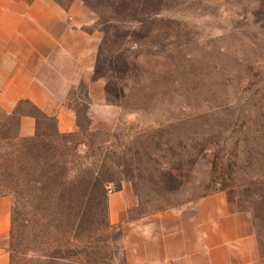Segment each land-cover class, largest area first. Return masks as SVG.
<instances>
[{
    "label": "rangeland",
    "instance_id": "374dc122",
    "mask_svg": "<svg viewBox=\"0 0 264 264\" xmlns=\"http://www.w3.org/2000/svg\"><path fill=\"white\" fill-rule=\"evenodd\" d=\"M55 1L75 2L71 22L101 36L93 77L113 109L90 120L80 84L61 100L74 131L34 109L32 135L5 122L0 196L11 227L0 244L10 264H137L127 228L149 235L162 212L219 190L251 215L264 264V0ZM45 175L60 183L55 193L28 183Z\"/></svg>",
    "mask_w": 264,
    "mask_h": 264
},
{
    "label": "crops",
    "instance_id": "0c3cea01",
    "mask_svg": "<svg viewBox=\"0 0 264 264\" xmlns=\"http://www.w3.org/2000/svg\"><path fill=\"white\" fill-rule=\"evenodd\" d=\"M74 3L0 0V135L9 120L17 135H32L33 109L53 117L59 133L74 131L75 112L61 100L80 84L87 90L90 120L113 109L93 77L101 36L71 22ZM23 104L32 110L23 111ZM110 205L111 211L117 207ZM156 221L149 235L126 229L127 255L137 264H260L251 215L236 206L231 192L203 195L189 207L162 212ZM10 227V201L0 196V241ZM0 264H10L1 244Z\"/></svg>",
    "mask_w": 264,
    "mask_h": 264
},
{
    "label": "trees",
    "instance_id": "16d2710c",
    "mask_svg": "<svg viewBox=\"0 0 264 264\" xmlns=\"http://www.w3.org/2000/svg\"><path fill=\"white\" fill-rule=\"evenodd\" d=\"M105 91H107L105 89ZM0 139H2V133L0 135ZM38 139V136L36 134H34L33 136H30V137H20V140H21V144L23 146H26V145H30L31 143L33 144L36 140ZM62 154H61V158H64L66 160H64L65 163L67 162H71V159H67V157L70 155L68 152H65V151H61ZM74 155L71 154V157H73ZM52 179L54 178L53 176H49V175H45V181L44 180H41V181H34V180H29V184H33V183H39L42 185V188L41 190L42 191H51L52 193H55L56 189L58 187H60V183L59 182H56V183H53L51 185V187L49 186V184L47 182L48 179ZM75 178L78 179V176L77 174L75 175ZM75 179L74 180H69L67 181V184L68 186H73L75 182H77V180ZM66 183H64L65 185ZM88 184H90L92 187H100L102 186V184L99 182V181H96V178H94L93 176H90L89 177V180H88ZM35 189V185L33 184V191ZM65 202H67V204L69 205V208H72V207H77V202H76V199H73V197H69V198H65ZM72 225H74L73 227L74 228H77L78 227V222H73ZM61 257V256H60ZM73 264H84V262H81L80 260H77L75 261Z\"/></svg>",
    "mask_w": 264,
    "mask_h": 264
}]
</instances>
